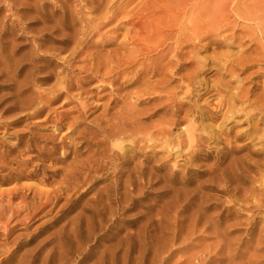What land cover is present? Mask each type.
I'll return each mask as SVG.
<instances>
[{
	"label": "rangeland",
	"instance_id": "obj_1",
	"mask_svg": "<svg viewBox=\"0 0 264 264\" xmlns=\"http://www.w3.org/2000/svg\"><path fill=\"white\" fill-rule=\"evenodd\" d=\"M103 1L0 0V188L59 179L74 148L86 149L85 125L116 113L135 117L143 134L165 129L175 143L191 130L194 141L170 154L143 142L125 153L122 174L108 177V166L69 192L67 205L62 196L30 219L0 218L3 253L18 247L0 264H264V209L251 198L264 187V0L261 21L243 16L241 0H132L126 12L142 8L132 21L142 14L148 30L165 31L158 50L153 36L142 45L133 38L143 37L141 25L121 11L99 25L95 45L71 54L73 36L84 38L85 23L106 11ZM115 50L116 75L52 98L61 80L85 77L89 52ZM38 94L52 99L36 104ZM22 172L35 177L15 181Z\"/></svg>",
	"mask_w": 264,
	"mask_h": 264
},
{
	"label": "bare ground",
	"instance_id": "obj_2",
	"mask_svg": "<svg viewBox=\"0 0 264 264\" xmlns=\"http://www.w3.org/2000/svg\"><path fill=\"white\" fill-rule=\"evenodd\" d=\"M131 1L132 0H125V2L123 4H118L117 6H113V3L110 4V2H111L110 0L109 1H103L104 2V4H103L104 6L103 7L106 9V11L101 16L96 17V22H95V20H93L94 23H93L92 26H90L91 23H89V24L85 23L86 25L83 24V25H85V28L83 30L81 29V31H82L81 34H82V36L84 38H78V37H74L73 36L74 46L72 45L73 47L70 50L71 54H74V53H77V52L78 53L82 52L85 47L89 46V44L95 45L94 42H92L90 38L93 36V34L95 32L96 33L99 32V30H100V28H98L99 25H102L104 23H107V22L115 19L117 17V15L121 11L125 12L124 15H123L124 18H125V16H127L126 19H128V17H129L127 22H131V24H132V22L133 23L136 22L139 25H141V27H140L141 29H138V30H140L142 33H144L143 37H142V35H141V37H139V35H138L137 37H139V38L133 37L134 39L139 41V44L142 45L143 42L146 43V41H148L149 38H151V36H153V38H155V41L153 42V44L150 45L149 43L151 41L149 40L148 41L149 43L147 42L148 45L152 46L153 49H156L158 46L163 45V44H161L162 42H160L159 38H162L163 35L165 36V31H164V34L162 35L161 34L162 32L159 30V28H157L156 26H152V25L150 26V29L148 30L147 27H145V21H141V19H143V18H141L143 16L142 14H141V16L140 15L139 16L135 15L137 20L136 21H132L133 19H131V16H133L134 13L137 10L135 12H132V13H130V11L129 12L125 11L126 10L125 7L127 5H129V3ZM145 1L146 0H144L143 3H145ZM180 1L181 0H179V2ZM257 1L258 0H248L249 3H247L244 0H241V2L238 1L239 4H240V7H242L244 9V12H243L244 14L242 12L241 13L243 14V16L245 18L251 19V20L259 19L261 21V17L258 16V15H255V14L257 13V11L259 9L262 8L263 5H261V8H259L260 6L257 7L256 6L258 4ZM153 2H156V1H153ZM183 2L185 3V0H182L179 4H182ZM184 3H183V5H184ZM197 3H199L198 0H197ZM260 3H261V1L259 2V4ZM239 4L235 6L234 10H236L239 7ZM147 5L148 4H146L145 7L144 6H142V7L144 9L146 7L147 8H153V9L155 8V6H154L155 4L154 5H149V6H147ZM183 5H178L176 7L180 8L181 6L183 7ZM140 6H138V9L141 10L142 8H140ZM169 6L170 5H168V8H170ZM221 6H223V5H221ZM156 7L158 8L159 6L156 5ZM198 7H201V6L199 5ZM108 8H112V9L108 10ZM179 8H178V10H179ZM153 9H152L153 13H151V14L154 15V12H156V11H155V9L154 10ZM140 10H139V12L137 11L138 14H140ZM159 10L161 11V9H159ZM171 10H173V9H171ZM220 10H222V9H220ZM191 13H193V10H192ZM224 13H225V11H224ZM147 14H148V11H147ZM159 14H162V13H159ZM153 15H148L149 17L147 19L150 20L149 18L153 17ZM226 15L229 16L228 14H226ZM70 21L71 22L73 21L72 18H70ZM119 22L120 21H117V24H116L117 26H119ZM122 23H124V22H122ZM158 23H160L159 19H158ZM232 23H233V21H232ZM160 24H162V28L165 27L162 22ZM172 25H173V22H172ZM169 26H170V24H169ZM169 26H168V28L172 27V26H170V27ZM83 27H81V28H83ZM133 30H132V28L131 29L127 28L125 30L126 31V35H128V36L130 35V37L132 38V36L136 35V32L133 31ZM200 30H201V28H200ZM78 33H80V32H78ZM138 33H139V31L137 32V34ZM195 36H197V38H198V33ZM164 38H166V37H164ZM134 39L132 41H134ZM136 40H135V42H136ZM166 40H168V39H166ZM105 41H106V39H105ZM164 42H165V39H164ZM134 44H136V43H134ZM143 47H144V45H143ZM148 48L151 49V47H148ZM132 49L136 50L135 47L132 48ZM145 50H146V48H145ZM157 50H158V48H157ZM141 51H142V49H141ZM136 52L138 53V52H140V50L138 49V51H136ZM88 54L89 55H87V59L86 60L89 61V65L86 68H84L85 71H86V75L84 74L85 77H83L82 79L78 80L77 82L75 81L76 83H71L70 81H67L68 79L67 80L66 79L61 80L60 82L63 83V86H61V88H59L57 93L55 92L56 94L52 93V94H54L52 98H55L58 95L63 94V93H65L66 95H69V93L67 94V92L69 91L70 88H73V87H75V88H83V85H84V83H86L85 81H87L88 78H91V79H93V78L94 79H98V78L102 79L105 76L111 75V77H112V76H114V75H116L118 73L115 70H116L117 67H119V65H120L119 61H121V59H120V56H118V54H116V50H115L114 55H110L107 52L105 54L104 53L99 54V53H91V52H89ZM134 56H136V53H135ZM134 56H133V58H135ZM128 61H131V60H128ZM116 64H119V65H116ZM126 64H128V63H126ZM62 83H60V85ZM51 99L50 98L48 99V97H47V100H44V97L42 95H39V96H37L36 104H42V103H46V102L48 103V101H51ZM62 102H64V101H62ZM86 106L87 105L83 101L80 102L79 109L76 110L78 112L79 116H82V115H84L86 113V110L88 109ZM120 110H122V109H120ZM119 113H122V112L120 111ZM124 114H125V112H124ZM125 116H127V115H125ZM125 116L116 113L115 115L112 114V116L109 117V118L103 119L104 122L102 124L99 123V122L97 123L95 121L96 122L95 124H93V122H91L93 125H85L83 130H84L85 135H88V136H87V140L83 141V144L85 143V148L86 149L83 152L82 151L79 152L78 151L79 149L74 148V150H73L74 155L71 157V160L68 163H66V165L63 167L62 176L59 177V179H56V175L55 174L53 175L52 178H50V180H48L46 178H43V177L38 179L40 185L46 183V184H49L48 186H50V187L44 188V187H41L42 185L40 186L38 184L34 185V184L21 183L19 185H13L12 187H9V188H6V187L5 188H0V218L8 219V221H11L14 218L20 217V216H21L20 220H23V221L27 220V219H30L31 217H34L38 213L42 212L48 206H51V205L55 204L58 201V199L61 198L62 196H64L66 198V199L65 198L64 199L66 200V205H67L68 203L73 201V200H71V196L68 195L69 192H71V193H72V191L74 192L75 191L74 190L75 187L79 188V186H81V185H89L90 183H92L93 180L96 181L97 178H96L95 175L98 174L99 172L103 171L104 169H106L108 166H110L109 169L111 170L109 175H108V177L110 175H116V174H119V173L122 174V169L118 168V165H119L120 162L122 164V162L126 161L125 160L126 159L125 153L128 150H132V149L136 148V146L140 147V144H142L143 142L146 143V144L147 143L150 144L152 147L153 146H159L161 149H164L166 152H168L170 154L171 152L176 151V149L179 147V144H181V142H185L188 145H191V143L194 141L193 139L195 138V133L196 132L194 133L191 130L190 131H188V130L186 131V140L181 141V142H175V143L172 140H169V137H168V134H167L168 132L165 129H161L160 128L157 131L148 132V133H147V131H144L146 133L143 134V129H141V127L139 128L140 124L138 126L136 125L137 124V119H135V117L134 118L131 117L129 119V118L125 117ZM130 116L128 115V117H130ZM81 134L83 135V133H81ZM144 135H146V136H144ZM125 138H131V140H125ZM144 139H146V140H144ZM125 141L126 142L129 141V143L131 145L127 144L128 146L125 147L126 146L125 145ZM174 144H176V146ZM84 154H85V156H84ZM82 155L84 157H82ZM135 174H136V171H135ZM131 176H132V173L130 172L128 177H127V182H131ZM33 177H35V174L32 173V172H30V173H23L22 172V175L17 177V178H15V181H19V180H21L23 178H27L28 179V178H33ZM135 177L137 178L136 175H135ZM113 179H114V177H113ZM117 180H119V179H117ZM117 182H119V181H117ZM117 182L116 181L112 182L111 187L117 186V184H118ZM44 186H45V184H44ZM89 189H90V186L87 187V190H89ZM110 194H111V191H110ZM108 198H110V197H108ZM251 198L254 199V201H256V204L253 203L254 204L253 207H262L264 209V187L254 190L253 193H251ZM251 204H252V202H251ZM62 207H65V206H62ZM197 221H198V219H197ZM194 222H195V220H194ZM197 224H199V223H197ZM204 224L205 223H203V225ZM5 235L6 234H4V236ZM3 239H5V237H3ZM3 244H0V257L3 254H7L6 256H10L11 257V255L14 253V251H16L18 249V247H14V248H11V249H6L5 253H3L4 248H5V243H3ZM217 244H219V243H217ZM2 248H3V250H1ZM208 252H210V251H208ZM7 258H9V257H7ZM191 260H192V257H191ZM27 262H25L23 260H20L19 264H25ZM27 264H30V263H27ZM110 264H113V262L111 261Z\"/></svg>",
	"mask_w": 264,
	"mask_h": 264
}]
</instances>
